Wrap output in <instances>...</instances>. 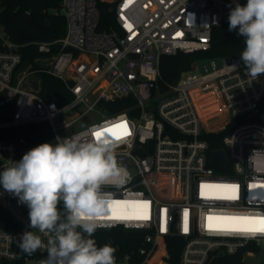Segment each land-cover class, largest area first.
<instances>
[{"label":"built area","instance_id":"built-area-1","mask_svg":"<svg viewBox=\"0 0 264 264\" xmlns=\"http://www.w3.org/2000/svg\"><path fill=\"white\" fill-rule=\"evenodd\" d=\"M236 2L247 0H115V23L101 31L96 0H61L66 31L60 48L24 69L21 46L0 24V171L43 144L28 141L30 124L46 125L49 143L91 140L101 132L115 141L117 161L132 179L102 186L109 203L100 209L97 230L143 234L140 261L127 253L116 264H169L170 240L181 242L177 264H264V232L231 230L261 225L226 219L264 218V74L249 77L240 55L218 56L210 71L194 72V62L167 91L157 85L161 57L207 50L212 29ZM38 46L46 52L50 43ZM44 74L63 82L60 96L68 93L70 100L50 97ZM123 98H130L127 107L113 110ZM211 117H217L214 126ZM118 124L126 129L105 131ZM219 132L223 148L210 149L204 135ZM214 150L224 151L225 165L218 157L210 161ZM115 201H147L149 218L116 219L144 210L122 203L110 208ZM29 224L27 205L0 185V264H39L19 249ZM222 257L235 262H219Z\"/></svg>","mask_w":264,"mask_h":264},{"label":"clouds","instance_id":"clouds-1","mask_svg":"<svg viewBox=\"0 0 264 264\" xmlns=\"http://www.w3.org/2000/svg\"><path fill=\"white\" fill-rule=\"evenodd\" d=\"M228 22V31L243 38L240 59L247 75L256 79L264 74V0L236 2ZM131 179L118 163L110 137H57L55 143L40 144L19 161H10L0 171V185L27 205L32 229L19 237V249L29 256L45 249L40 264H116V248L97 246L93 238L100 209L109 203L101 189Z\"/></svg>","mask_w":264,"mask_h":264},{"label":"trees","instance_id":"trees-1","mask_svg":"<svg viewBox=\"0 0 264 264\" xmlns=\"http://www.w3.org/2000/svg\"><path fill=\"white\" fill-rule=\"evenodd\" d=\"M100 12L98 30H109L114 25V12L112 11L113 0H96ZM61 0H0V24L9 34L12 41L19 44L22 65L26 67L32 64L38 67L37 58L51 55L60 47L58 40L66 31V20L60 9ZM228 15L225 13L221 24L215 26L211 32L210 47L207 50H196L193 52L179 51L172 55H163L160 61V76L157 80L161 92L169 89L182 71L190 69L193 63L202 57L214 56H238L244 49L243 38L235 31H228ZM50 43L49 51L43 52L38 49V43ZM43 85L47 88L50 97H59L64 93V84L52 76L43 75ZM71 96L61 97L62 101L70 100ZM130 98L118 100V104L112 109L123 110L127 107ZM224 132L208 133L204 138L210 149H222L221 138ZM28 141L36 143H49V133L46 132L44 124H30L24 131ZM143 234L138 231H128L122 227L109 230H96L94 239L97 246L110 244L116 248V261L123 258L125 254L131 255V262L140 261L137 250L141 246ZM180 241L168 242L167 248L170 254V263L177 264L180 253ZM39 264L47 256L46 251L34 253ZM219 262L234 263V258L222 257Z\"/></svg>","mask_w":264,"mask_h":264},{"label":"snow or ice","instance_id":"snow-or-ice-1","mask_svg":"<svg viewBox=\"0 0 264 264\" xmlns=\"http://www.w3.org/2000/svg\"><path fill=\"white\" fill-rule=\"evenodd\" d=\"M115 128H125V124H118L114 125L112 128L106 129L105 131L108 133H113V129ZM127 134V132H125ZM96 137H101L102 133L101 132H96L94 134ZM116 139H120V136H115ZM236 186H231V190H235ZM234 198V197H230ZM131 204L134 207L138 209H143L144 211H138L134 214H128V215H121V216H116L114 218L116 219H127V220H147L148 214H147V208H148V202L147 201H115L109 204V207L111 208L113 204ZM212 217H209V220H211ZM226 219L230 220H240V221H245V222H252L261 225L260 227L252 228V227H241V228H234L231 230L235 231H245V232H264V218H252V217H228Z\"/></svg>","mask_w":264,"mask_h":264},{"label":"rangeland","instance_id":"rangeland-1","mask_svg":"<svg viewBox=\"0 0 264 264\" xmlns=\"http://www.w3.org/2000/svg\"><path fill=\"white\" fill-rule=\"evenodd\" d=\"M113 2H115V0H113ZM214 60L216 62L217 65H219V58L218 56H214V57H202V58H199L198 60L195 61V67L193 68L194 72H198V73H205L207 71H210L212 69L211 67V61ZM25 67L22 65L21 66V69H24ZM213 111H216V105L213 106ZM209 110H204L203 113L204 114H207ZM95 121H98L99 119H101V116L97 115L93 118ZM217 120V117H211V118H208V123H210L212 126L215 125V122ZM85 126V123H82V124H77V125H74L72 127H70L69 129L65 130L64 132L65 133H72L82 127ZM261 262H264V255H260L259 256ZM260 260H258V258H251L250 261L254 262V263H259Z\"/></svg>","mask_w":264,"mask_h":264},{"label":"water","instance_id":"water-1","mask_svg":"<svg viewBox=\"0 0 264 264\" xmlns=\"http://www.w3.org/2000/svg\"><path fill=\"white\" fill-rule=\"evenodd\" d=\"M210 161H213V158H216V157H218V158H220L221 159V161H222V164H226L227 163V158H226V155H225V153H224V151L223 150H214V151H212L211 153H210ZM212 263V262H211ZM210 263V264H211Z\"/></svg>","mask_w":264,"mask_h":264}]
</instances>
